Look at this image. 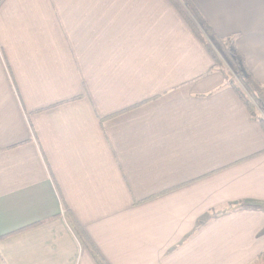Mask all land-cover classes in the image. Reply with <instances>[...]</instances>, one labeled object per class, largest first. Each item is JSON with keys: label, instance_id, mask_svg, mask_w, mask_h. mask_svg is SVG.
I'll return each instance as SVG.
<instances>
[{"label": "crops", "instance_id": "obj_1", "mask_svg": "<svg viewBox=\"0 0 264 264\" xmlns=\"http://www.w3.org/2000/svg\"><path fill=\"white\" fill-rule=\"evenodd\" d=\"M190 1L264 87V0ZM72 222L107 264L264 251V129L170 0H0V264H97Z\"/></svg>", "mask_w": 264, "mask_h": 264}, {"label": "trees", "instance_id": "obj_2", "mask_svg": "<svg viewBox=\"0 0 264 264\" xmlns=\"http://www.w3.org/2000/svg\"><path fill=\"white\" fill-rule=\"evenodd\" d=\"M182 17L188 23L198 39L205 45L212 55L215 66L222 70L226 84L233 88L250 111L252 118L258 121L264 129V117L259 111L264 112V87L252 76L243 54L236 48L233 37L221 38L215 35L205 21L193 7L190 0H170ZM229 67L230 72L226 70ZM259 113V114H258ZM238 206L228 208L225 211H235ZM223 212H220V214ZM71 220V219H70ZM72 221V220H71ZM73 226L82 239L84 245L90 251L97 264H107L100 256L94 245L82 233L81 229L73 223ZM253 264H264V251L256 258Z\"/></svg>", "mask_w": 264, "mask_h": 264}, {"label": "rangeland", "instance_id": "obj_3", "mask_svg": "<svg viewBox=\"0 0 264 264\" xmlns=\"http://www.w3.org/2000/svg\"><path fill=\"white\" fill-rule=\"evenodd\" d=\"M225 68H226V70H227L228 72H230L229 67H226V66H225ZM259 113H260V115H261L262 117H264V112H263V111L260 110ZM259 113H258V114H259ZM230 208H232V207H230Z\"/></svg>", "mask_w": 264, "mask_h": 264}]
</instances>
